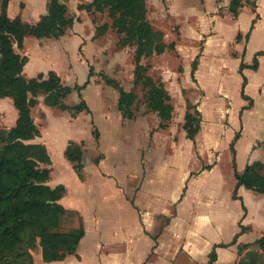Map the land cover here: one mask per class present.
Here are the masks:
<instances>
[{
    "label": "rangeland",
    "instance_id": "obj_1",
    "mask_svg": "<svg viewBox=\"0 0 264 264\" xmlns=\"http://www.w3.org/2000/svg\"><path fill=\"white\" fill-rule=\"evenodd\" d=\"M23 1L26 0H13L11 6L13 14L23 10V7H20ZM92 2L93 0L65 1L69 10L68 17L74 20L70 36L74 39L81 38L83 41L79 49L75 43L69 45L68 59L54 44L40 47L37 38L30 36L27 39V51L36 58L37 67L33 68L40 71L58 70L57 75L60 76L62 84L73 88L66 103L75 107L85 101L90 110V112L87 110L63 112L47 105L45 94L39 92L38 105L32 109V116L39 124V129L46 132L48 139L57 140L62 144L68 137L84 141L81 145L84 150L83 157L88 160L84 165H89L97 157H100L99 160H106L102 169L113 178L97 177L100 175V171H97L93 176L98 180L90 188L96 189V193L107 199L118 193L115 186L113 187L115 179L121 183L125 192L137 186L142 179L140 167L142 151L139 153V147L143 146L140 142H143V132L141 130L131 132L130 129L122 127L121 122L123 119L126 125L134 114L140 119L148 116L147 121L153 129L149 140V146L152 148L151 158L161 162L166 160L167 170L160 166L157 170L162 178L160 186L155 181L147 180L144 185L146 190L171 196L178 192L181 178L186 182L185 187H188L191 180L202 174L190 183V191L194 197H211V179L216 183V190L227 194L234 181L232 163L234 155L232 160L230 148L240 133L235 134L229 148L228 136L226 139V134L223 132V129L229 126V119L227 120L225 116L231 114V129L236 128L240 126L242 107L248 106V102L245 106L246 101L241 97L243 85L241 64L258 69L263 67L261 74L254 73L253 70L249 72L251 78L255 77L249 93L256 99L257 106L247 113L246 122L247 126L251 124L257 127L262 136L264 130V96L259 97L260 89L257 85L258 81L264 79V55H258L264 52V35L259 33L249 53L246 51V42L249 41L255 22L259 18L256 9L258 0H145L146 23L152 30L162 34L161 38L154 39L153 47L160 50L164 45L162 52H148L147 47L141 48L137 41H132L125 32L121 33L114 26L115 20L111 17L110 8L100 12L95 9ZM27 3L28 9L26 3L24 5L27 20L30 24H34L35 21L31 19L33 10H36L34 8H38L41 11L40 15H43L47 12L48 0H27ZM1 5L2 0H0V11ZM88 5L90 8H87ZM233 5L237 11L236 15L232 12ZM249 15L253 17L255 15V20L250 25V31L242 35L239 30V16H242L243 21L246 20L247 23ZM104 25L107 27L106 30L100 32L99 29ZM256 48H260L261 51L255 50ZM15 50L21 53V49L17 46ZM77 50L80 57L77 55ZM22 52L26 54L23 49ZM194 62L198 64L196 80H193L191 75ZM138 64L142 67V71L141 80L137 83L135 72ZM26 75L25 77L28 78ZM47 78L48 75L45 79ZM150 80L153 82L150 83ZM109 81H115L114 86L110 85ZM161 82L171 95L174 107L173 118L162 136L155 130L157 116L147 109L148 91L153 84L159 85ZM117 85L126 92L131 91L138 98L137 103L135 101L136 105L133 104V109L131 107L130 118L127 109L124 112L119 109ZM76 86L81 87L80 92L75 89ZM190 104L196 105L202 115V135L199 136L196 146L187 140L184 130L185 115ZM107 109L111 110L107 111ZM115 112L122 116L121 122ZM192 112L195 114L194 110ZM215 115H220L221 120L212 131L217 145L211 146V126L216 122ZM48 116L49 121H47ZM17 119L18 111L12 99L1 98L0 147L5 143L2 141L6 140L9 132L16 126ZM95 129L103 134V149L99 140L95 141V147H92L94 144L92 135ZM156 134L158 138H155ZM251 134L252 130H248V137ZM248 139L246 137L244 142L246 145ZM159 141L162 142L159 144ZM218 142L221 143V147ZM188 143L190 148L186 145ZM174 144H180L177 150L172 147ZM204 148L206 152L202 151ZM220 150L222 154L218 166L212 172L203 173V166L211 162V155L214 159H218ZM63 159H65L64 153L55 154L54 173L56 176L62 173L69 181H73L74 175ZM143 165L145 167V164ZM156 167H152L153 170H156ZM256 169L264 176L263 164L259 163ZM103 175L107 174L103 173ZM78 193L76 187L72 195ZM122 208L123 206L119 209ZM77 220V215L66 217L62 231H72V227L78 223ZM35 235V231L29 228L23 236L20 249H13L8 253V258L0 263L35 264V254L41 248L40 238ZM3 254L0 253V256L2 257Z\"/></svg>",
    "mask_w": 264,
    "mask_h": 264
},
{
    "label": "crops",
    "instance_id": "obj_2",
    "mask_svg": "<svg viewBox=\"0 0 264 264\" xmlns=\"http://www.w3.org/2000/svg\"><path fill=\"white\" fill-rule=\"evenodd\" d=\"M23 2L24 3H20V7H23V10L13 14L11 12L13 0H9L8 15L12 19L20 16L25 22L29 23L27 20L28 17L24 11V5L26 3L28 9L29 1L28 3L27 0ZM257 4V16L259 15V18H257L255 22V27L250 34L249 41L246 42L247 53H249L251 50L250 48L255 44L256 36L259 33L264 35V0H258ZM34 9L36 10H33L31 19L35 21L34 24H37L42 17L48 14L49 0L47 12L43 15H40L41 11L38 8ZM238 20L239 30L242 35H245L250 31V25L252 21L255 20V15L254 17L249 15L247 23L246 20L243 21L242 16H239ZM71 30L72 28L58 39L37 38L40 47H47L54 44L60 51L65 53V57L68 59V57H70L68 53L70 50L69 45L75 43L77 49H79L80 43L83 42L81 38H72L70 36ZM28 37L24 39L23 51H26V54L22 52V50L20 51L21 55L27 56L29 59L25 65L24 74H27L26 76L28 78L36 77L39 74H43L46 77L50 71H54L58 74V70L40 71L33 68L37 67L35 64L36 58L27 51L26 42ZM255 50L261 51L260 48H256ZM77 55L79 56L78 50ZM262 70L263 67H259L257 71L253 70V72L261 74ZM250 71L252 70L246 69L244 73L248 78L246 92L247 95L251 97L249 89L254 84L255 77L251 78L249 76ZM257 85L260 89L259 97H263L264 79L258 81ZM251 98L254 101V105L252 108L243 111L240 119V126L231 129V114L228 113V115L225 116L227 120L229 119V126L223 129V132L226 134V139L228 136L229 148L235 134L237 132L240 133V137L235 144V165L239 174H243L247 166L254 163H261L264 165V130H262V136L261 131H259L257 127L251 124L247 126L246 122L247 113L253 111L257 106L256 99L253 96ZM246 105L247 101L245 106ZM133 106L134 105H132V109ZM147 109L151 112L149 108ZM110 110L111 109H107V111ZM217 110L218 107L216 108V112ZM83 113L85 112L83 111ZM151 113L157 116L158 122L155 130L162 136L168 128H160V118L158 114L155 112ZM147 117L148 116H143L142 119H140L134 114L133 118H130V122L125 125L122 116L117 114V118L120 122L122 119V127L130 129L131 132L133 130H141L143 132V142L140 141L143 146L139 147V153L142 151L140 153L142 179L137 186L131 190L129 189L128 192H125L121 183L115 179L113 181V187L115 186L118 193L107 199L96 193V189L93 190L90 188V186L98 180L97 177L103 179L113 178V176L104 172L102 169L106 160L104 161L102 159L97 162L95 159V161H91L89 165H84L88 160L83 157V172H78L74 169L73 164L66 158L65 153L71 142L81 146L84 141L68 137L62 144L57 140L48 139L46 132L39 129L40 136L30 141V143L44 145L48 151L52 162L50 166L51 178L48 185L51 188L63 186L66 189L65 194L60 200V204L68 211L70 214L69 216L77 215L78 217V223H75V227H72L71 230H76L83 226L85 236L77 247L75 254H68L65 259L60 261L45 262L42 256V249L40 248L35 254L34 263L212 264L210 255L215 249L216 259L213 264H264V249L261 248L259 244V241L264 238V193L256 190H249L242 185L237 191L238 199H235L234 193L238 182L235 178V169L234 181L231 183L227 194L216 190V183L211 179V197H194L190 191V183L198 179L202 174L191 180L188 187H185L187 186L186 182L181 178L178 185V192L171 194V196L160 194L158 191L152 193L151 191L153 190L150 192L146 190L144 185L147 180L155 181L157 185L160 186L162 178L157 173L160 166L167 170L166 160H162L161 162L158 159L151 158L152 148L149 146V140H151L153 129H151ZM219 120H221L220 115H215L214 121L216 122L211 126V146L212 144L214 146L217 145V140L213 137L214 134H212V131L215 130V125L219 123ZM47 121H49V116ZM36 124L39 127L37 122ZM248 130H252L250 137H248ZM201 132L202 130L197 135L195 142L189 139L187 140L191 141V143L196 146V142L202 135ZM92 136V141L94 142L92 147H95L96 139L94 134ZM102 136L103 134L100 131L98 142L103 149ZM246 137L249 138L247 145L244 143ZM155 138H158L157 134ZM161 142L162 141H159L158 143L160 144ZM87 143L91 145L89 141H87ZM179 145L180 144H174L172 147L174 150H177ZM186 145L190 148V143ZM219 146L221 147V143ZM215 149L214 147V151ZM82 151L84 154L83 148ZM202 151L206 152V149L204 148ZM220 152L218 159H214L212 155L211 157L209 156L211 162L209 161L207 165L203 166V173L206 171H214L218 166L222 150H220ZM57 153H64V158L66 160H63L74 175L73 181H69L62 173H59V176H56L54 173V169H56L54 167L55 154ZM230 154L233 160L231 148ZM143 164H145V167ZM152 167H156V170H153ZM206 167L209 168L206 169ZM97 171H100V175L95 178L93 174ZM103 173L107 175H103ZM76 187L79 193L77 195H72V191L75 190ZM119 192H122V194ZM121 206H123L122 210L119 209ZM65 219L66 218H64V220Z\"/></svg>",
    "mask_w": 264,
    "mask_h": 264
},
{
    "label": "trees",
    "instance_id": "obj_3",
    "mask_svg": "<svg viewBox=\"0 0 264 264\" xmlns=\"http://www.w3.org/2000/svg\"><path fill=\"white\" fill-rule=\"evenodd\" d=\"M66 0H49L48 14L37 23L29 24L20 16L12 19L8 15L9 0H2L0 11V99L10 98L18 111L16 126L9 132L3 146L0 147V253H4L0 261L8 258V253L13 249L19 250L23 242L25 232L32 228L35 236L40 238L42 256L45 262L60 261L68 254H75L77 247L85 236L83 226L71 232H63V220L70 214L60 204V200L66 192L63 186L51 188L48 182L51 178V158L44 145L32 144L30 141L40 136V130L36 124L32 109L38 105L37 95L45 94V102L51 107L62 111L87 110V104L71 107L65 100L72 93L73 88L62 84L60 76L54 71L48 73L45 79L43 74L36 78H26L24 68L29 61L27 56L17 53L24 48V39L28 36L41 38H60L73 27L74 20L68 17ZM96 10L103 12L106 8L111 9V17L115 20L114 26L121 33L125 32L132 41H137L141 48L147 47L148 52H162L164 45L158 50L154 48V39L161 38L162 34L152 30L146 23L145 0H93ZM234 4V3H233ZM85 9V7H79ZM90 8V5L87 6ZM232 12L237 11L232 7ZM104 25L100 32L106 30ZM264 55V52L258 53ZM245 69L258 70V67H245L241 64L240 73L243 78L241 97L248 102L250 109L254 105L253 99L246 94L248 80L244 75ZM198 70L197 62L192 65V78L196 80L195 73ZM142 67H136V82L141 80ZM153 81L150 80V83ZM138 83V82H137ZM114 86L115 81H109ZM79 92L80 86L75 88ZM120 92L119 109L128 110L131 115V107L137 96L132 92H126L117 85ZM148 108L158 114L160 128H168L174 114L172 97L165 88L163 82L153 84L147 94ZM194 110L195 114L192 112ZM202 115L196 105L190 104L185 115L184 130L186 138L195 142L201 131ZM96 141L100 133L95 129L93 132ZM239 135L235 140L239 139ZM0 133V140H1ZM235 140L231 144L234 155L235 178L238 181L234 198L238 199L237 191L240 186L249 190L264 193V176L256 167L259 163L247 166L243 174H239L235 165ZM66 158L73 164L78 172L83 169V151L80 145L71 142L66 150ZM100 158V157H99ZM99 158L96 159L99 162ZM209 167H206V169ZM264 249V238L259 241ZM216 259L215 249L210 255L213 264ZM2 264V263H0Z\"/></svg>",
    "mask_w": 264,
    "mask_h": 264
}]
</instances>
